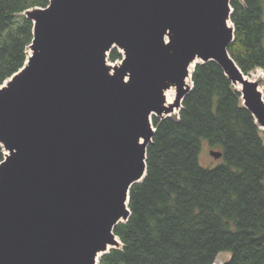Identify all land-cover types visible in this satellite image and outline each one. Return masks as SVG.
Wrapping results in <instances>:
<instances>
[{"label":"water","instance_id":"obj_1","mask_svg":"<svg viewBox=\"0 0 264 264\" xmlns=\"http://www.w3.org/2000/svg\"><path fill=\"white\" fill-rule=\"evenodd\" d=\"M232 12L231 0H51L25 13L31 54L0 86V264H99L118 249L115 227L147 174L152 116L182 108L196 60L242 86L264 131L262 83L228 51ZM114 48L123 59L112 66Z\"/></svg>","mask_w":264,"mask_h":264},{"label":"trees","instance_id":"obj_2","mask_svg":"<svg viewBox=\"0 0 264 264\" xmlns=\"http://www.w3.org/2000/svg\"><path fill=\"white\" fill-rule=\"evenodd\" d=\"M51 0H0V86L25 65L34 24L24 15ZM229 54L248 75L264 69V0H231ZM121 61L114 48L108 58ZM178 118L153 117L147 174L130 189L122 247L99 264H264V131L216 62L198 64ZM204 146L222 153L204 168ZM5 152L0 144V163Z\"/></svg>","mask_w":264,"mask_h":264},{"label":"rangeland","instance_id":"obj_3","mask_svg":"<svg viewBox=\"0 0 264 264\" xmlns=\"http://www.w3.org/2000/svg\"><path fill=\"white\" fill-rule=\"evenodd\" d=\"M25 15V13H24ZM26 16V15H25ZM27 54H28V57L30 56L31 54V50L30 48L27 50ZM109 58V57H108ZM121 61H117V62H111L109 59H108V64L112 65V66H115V65H118L120 64ZM251 75V78L252 76H258L262 78H257V80L262 83L261 85L264 87V69H257L255 70L254 72L250 73ZM234 86V85H233ZM235 87V86H234ZM236 88V87H235ZM176 89V88H175ZM238 91V90H237ZM239 92V91H238ZM176 97H177V90H176ZM176 100V98H175ZM243 102V101H242ZM175 103V101H174ZM176 112L172 113L171 115H169L168 117H172V118H178L179 116V112H180V108H176L175 109ZM153 117H156L155 115L152 116V122H153ZM263 139H264V135L262 136ZM200 163L201 165L204 167V168H209V169H212V168H215L218 163H219V159H215L213 156L210 155V150L208 149L207 146H204V148L202 149V152H201V155H200ZM122 247V244H120L117 248L120 249ZM230 253H221L218 255L217 257V260H216V264H224L226 261H228L230 259Z\"/></svg>","mask_w":264,"mask_h":264},{"label":"bare ground","instance_id":"obj_4","mask_svg":"<svg viewBox=\"0 0 264 264\" xmlns=\"http://www.w3.org/2000/svg\"><path fill=\"white\" fill-rule=\"evenodd\" d=\"M199 63V61H195L194 62V64L190 67V76L187 78V80H186V83L188 84V85H192V82H191V78H192V74H193V72H194V69H195V66L197 65ZM262 76V75H261ZM258 77V76H252V79L253 80H257V78H262V77ZM261 85V84H260ZM236 89L237 90H241L242 89V86L241 85H239V84H237L236 85ZM260 90L262 91V92H264V87L261 85L260 86ZM165 98H166V104L167 105H172V104H174V101H175V98H176V89H175V87H171V88H169L168 90H166L165 91ZM176 112V110L174 111V113ZM119 240V239H118ZM216 264V263H215Z\"/></svg>","mask_w":264,"mask_h":264}]
</instances>
